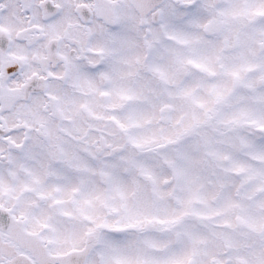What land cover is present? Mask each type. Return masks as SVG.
I'll use <instances>...</instances> for the list:
<instances>
[{
	"label": "snow or ice",
	"instance_id": "6c2138e0",
	"mask_svg": "<svg viewBox=\"0 0 264 264\" xmlns=\"http://www.w3.org/2000/svg\"><path fill=\"white\" fill-rule=\"evenodd\" d=\"M0 264H264V0H0Z\"/></svg>",
	"mask_w": 264,
	"mask_h": 264
}]
</instances>
